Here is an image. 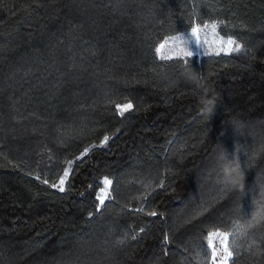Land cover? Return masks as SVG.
<instances>
[{"label":"trees","instance_id":"1","mask_svg":"<svg viewBox=\"0 0 264 264\" xmlns=\"http://www.w3.org/2000/svg\"><path fill=\"white\" fill-rule=\"evenodd\" d=\"M208 23L241 50L157 56ZM222 155L243 192L222 190ZM261 202L264 0H0V264H212L209 234ZM235 244L264 264V223Z\"/></svg>","mask_w":264,"mask_h":264},{"label":"snow or ice","instance_id":"2","mask_svg":"<svg viewBox=\"0 0 264 264\" xmlns=\"http://www.w3.org/2000/svg\"><path fill=\"white\" fill-rule=\"evenodd\" d=\"M205 28H208L209 25H205ZM211 28V32L215 35V36H219V33L217 32V24L216 23H212L210 25ZM199 32H200V28L199 27H193L191 34L187 33V32H183L179 35H175L173 37H171V42L177 44V56H183V57H193L196 52L199 49V45H196V40H199ZM191 37H195V40H193ZM187 41L188 43V49L185 50L183 48H180L178 45L179 43H183ZM220 42L223 46L227 47L229 49V51H236L239 52L241 50V45L239 43L236 42V40L232 39V38H227L226 40L223 39V37H221ZM167 44H169V41H165L163 44L160 45V49H163ZM234 46V47H233ZM224 48L222 47L220 49V51H223ZM217 54H219V51L217 52ZM187 63V61H186ZM188 70L185 69V72H187ZM199 80L201 82H203V84L206 83L207 81V77H205L202 73L199 76ZM191 91L194 94L197 95H201L202 99H203V93L201 92V87L192 84L191 86ZM208 99H212V97H208ZM117 108L119 110L120 115H123L125 112L131 110L133 108V105L131 103L125 104V105H117ZM203 114V113H202ZM108 137L104 138L103 143H107ZM88 150H85L84 155L87 154ZM221 169H223L225 166H231L232 168V177L231 180L232 181H238L242 176H244V172L241 169L240 164L233 160L232 157L230 155H222L221 156ZM69 172L65 171L64 172V176L63 178L60 179L59 184H60V191H63V185L65 183V179L68 177ZM221 180L224 181L223 175L221 176ZM104 185H105V189L102 191L101 195L97 197V199L99 200V203L101 205H104L106 198L108 197V187L112 184V180L105 178L103 181ZM236 187L235 183H225L224 184V191H230L232 189H234ZM142 211V209H140ZM251 209H249L248 211L245 212V215L247 216V220L245 222V224L241 225V224H237L236 225V230L232 231L231 233H220V232H214L209 234L208 236V240H209V246L213 249L212 251V264H217V257L219 255V264H229V262H231V264H238V262L234 259H232L233 257V252L234 250L237 248V245L235 244V237L237 235V233H239L242 236H246L247 232L253 228L256 227V225L258 223H264V202L258 203L256 209H255V214L252 215L251 214ZM151 215L155 216L156 213L152 212ZM141 231H143V229H141ZM230 236L232 237V241L231 244L232 246H229V238ZM135 238V237H133ZM219 238L221 240V244H222V248L221 249H217L216 245L214 243V240ZM249 248H251V245L249 246ZM222 253V254H221ZM240 253L239 251H236V255L238 256Z\"/></svg>","mask_w":264,"mask_h":264},{"label":"rangeland","instance_id":"3","mask_svg":"<svg viewBox=\"0 0 264 264\" xmlns=\"http://www.w3.org/2000/svg\"><path fill=\"white\" fill-rule=\"evenodd\" d=\"M211 24L212 23L205 24V25H209L208 28H205L204 27L205 25L199 27L200 28L199 40H196V45H199V49L194 56L201 57V56H208V55H225V54H230L233 52V51H229V49L227 47L223 46L220 42L221 37H223V39H225V40L228 37L222 36L221 34H219V36H215L211 32V28H210ZM191 31H192V28L186 32L191 34ZM179 34H181V33H179ZM179 34H177V35H179ZM171 37H173V36H171ZM171 37L166 39L167 41H169V44H167L163 49H160V45L163 44L166 40H164L159 46H157V48H156L157 56L161 59L184 58L183 56H177V52H176L177 44L171 42ZM191 38L193 40H195V37H191ZM178 46L180 48L185 49V50H187L189 47L187 41H185L183 43H179ZM222 47L224 48V50L220 51V49ZM218 51H219V54H217ZM109 188H110V186L108 187V197L106 198L105 201L109 200V198H110V189ZM104 189H105V185H104V183H102L101 188L98 191L97 197L101 195V193ZM214 243H215L216 248L218 250L222 248L221 240L219 238L215 239ZM208 246H209V240H208ZM209 248L211 250V255H212L213 249L210 246H209ZM217 264H219V255L217 257Z\"/></svg>","mask_w":264,"mask_h":264},{"label":"clouds","instance_id":"4","mask_svg":"<svg viewBox=\"0 0 264 264\" xmlns=\"http://www.w3.org/2000/svg\"><path fill=\"white\" fill-rule=\"evenodd\" d=\"M189 80L192 84L200 86L201 89H203V91L205 93V97L203 98V103L205 105L204 110L208 114H211L214 110V107H215V98H212V99L207 98L208 89L204 86L203 82H201L196 75L193 74L191 77H189ZM222 175L224 178V183H235L238 190L243 192L244 187H245L244 176H242L238 181H232L231 177H232L233 173H232L231 166H225L222 169Z\"/></svg>","mask_w":264,"mask_h":264}]
</instances>
